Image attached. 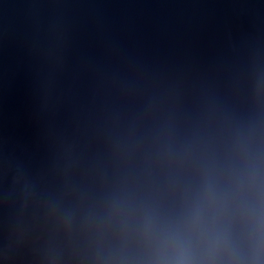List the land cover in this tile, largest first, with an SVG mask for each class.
I'll return each instance as SVG.
<instances>
[{
	"label": "water",
	"instance_id": "obj_1",
	"mask_svg": "<svg viewBox=\"0 0 264 264\" xmlns=\"http://www.w3.org/2000/svg\"><path fill=\"white\" fill-rule=\"evenodd\" d=\"M264 0H0V264L95 254L121 165L264 103Z\"/></svg>",
	"mask_w": 264,
	"mask_h": 264
},
{
	"label": "clouds",
	"instance_id": "obj_2",
	"mask_svg": "<svg viewBox=\"0 0 264 264\" xmlns=\"http://www.w3.org/2000/svg\"><path fill=\"white\" fill-rule=\"evenodd\" d=\"M116 158L95 254L80 264H264V110L157 136L139 165Z\"/></svg>",
	"mask_w": 264,
	"mask_h": 264
}]
</instances>
